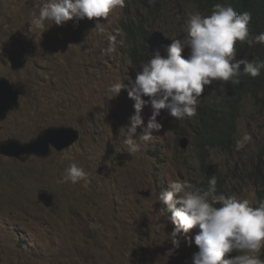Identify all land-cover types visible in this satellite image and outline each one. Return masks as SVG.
Masks as SVG:
<instances>
[{
    "label": "rangeland",
    "instance_id": "rangeland-1",
    "mask_svg": "<svg viewBox=\"0 0 264 264\" xmlns=\"http://www.w3.org/2000/svg\"><path fill=\"white\" fill-rule=\"evenodd\" d=\"M47 2L0 0V76L26 83L29 90L0 121V140L24 142L51 125L72 126L79 138L46 159L31 156L21 163L0 154V264H193L198 251L194 236L201 230L194 226L189 231L191 243L179 235L180 246L169 255L174 225L170 212L161 213L165 206L158 200L171 181L196 186L203 180L193 117L178 121L161 109L156 116L161 128L145 142L138 126L140 151L130 154L123 141L135 101L123 88L111 97L113 84L133 78L120 23L144 11L134 0H125L123 8L99 22L74 18L31 28L30 20ZM196 11L209 15L186 1L164 4L160 30L173 40L183 39ZM187 54L185 49L182 55ZM142 98L146 126L154 109L148 97ZM237 113L230 151L209 148L206 154L220 168L227 195L256 207V186L238 171L251 167L263 141L264 111L247 95ZM245 134L250 140L235 150L236 140ZM184 136L186 148L180 146ZM73 163L84 169L86 180L63 181ZM258 255L264 260V248Z\"/></svg>",
    "mask_w": 264,
    "mask_h": 264
},
{
    "label": "clouds",
    "instance_id": "clouds-1",
    "mask_svg": "<svg viewBox=\"0 0 264 264\" xmlns=\"http://www.w3.org/2000/svg\"><path fill=\"white\" fill-rule=\"evenodd\" d=\"M124 5L125 0H48L38 16L32 17L30 25L31 28L46 29V21L62 25L74 18L77 21L97 18L99 22ZM251 19L250 12L238 13L230 4H214L210 15L196 11L186 22L187 35L183 39L173 40L166 35L172 41L157 46L134 79L112 85L111 97L118 95L123 88L135 101V114L129 117L123 141L128 153L140 151L135 139L138 126L142 128L139 139L145 142L153 139V130L161 128L156 121L161 109H167L178 121L191 118L196 115L205 87L212 85L213 81L239 83L241 64H244V73L253 78L260 75L264 62L238 60L235 47L237 41L246 42L250 47L264 44V33L250 37L248 26ZM146 45L148 47L147 41ZM185 49L188 50L187 56L182 55ZM142 97H148L154 109L146 126L140 115L146 103ZM249 140L247 134L237 139L235 150L244 148ZM65 172L64 182L75 184L87 179V173L75 163ZM216 183V178L212 177L208 188L201 189L188 180H174L159 194L158 200L165 206L160 211L170 212L174 225L169 234L173 249L168 254L179 248L181 234L191 243L187 234L198 226L201 231L194 236L198 251L193 255V264H264L258 255L264 248V202L259 203L258 199L253 207L248 200L235 195L217 194ZM234 251L238 254L228 255Z\"/></svg>",
    "mask_w": 264,
    "mask_h": 264
},
{
    "label": "trees",
    "instance_id": "trees-1",
    "mask_svg": "<svg viewBox=\"0 0 264 264\" xmlns=\"http://www.w3.org/2000/svg\"><path fill=\"white\" fill-rule=\"evenodd\" d=\"M172 1L189 2L209 15L214 4H230L238 13L247 11L252 14L248 26L250 37L264 33V0H134L136 8L144 11L143 15H135L133 19L120 23L127 39L133 79L141 70V65L152 57L146 45L147 38L151 32L160 30L158 18L161 8ZM139 44L142 45V53H139ZM235 47L238 60L264 62V44H254L250 47L246 42L237 41ZM243 68L244 64H241L239 83L213 81L212 85L206 86L200 97L196 115L193 116L197 155L203 174V180L196 187L207 189L209 180L215 177L217 194H226L225 178L220 168L211 164L206 152L209 148L230 151L237 134V111L243 97L251 96L255 104L264 111V68L260 69V75L255 78L244 73ZM250 165V168L245 167L238 172L253 181L257 187L259 203L264 202V137Z\"/></svg>",
    "mask_w": 264,
    "mask_h": 264
},
{
    "label": "water",
    "instance_id": "water-1",
    "mask_svg": "<svg viewBox=\"0 0 264 264\" xmlns=\"http://www.w3.org/2000/svg\"><path fill=\"white\" fill-rule=\"evenodd\" d=\"M171 41V38L159 30L151 32L147 38L151 54L157 46L167 45ZM28 92L26 83L13 82L0 76V121L4 120L9 112L19 107L20 97L25 96ZM78 138L79 131L72 126L51 125L38 131L24 142L18 138L1 139L0 154L17 159L21 163L28 162L31 156L46 159L52 154V150L62 151L75 143ZM187 145L188 139L184 136L180 139V146L186 148Z\"/></svg>",
    "mask_w": 264,
    "mask_h": 264
}]
</instances>
